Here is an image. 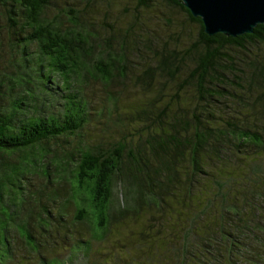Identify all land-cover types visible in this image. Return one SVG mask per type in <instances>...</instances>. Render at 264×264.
<instances>
[{"label": "trees", "instance_id": "obj_1", "mask_svg": "<svg viewBox=\"0 0 264 264\" xmlns=\"http://www.w3.org/2000/svg\"><path fill=\"white\" fill-rule=\"evenodd\" d=\"M18 1L28 9L30 19L41 25L39 16L53 0ZM156 2L172 12L178 11L179 19L176 25L173 20L158 17V31H163L160 33L165 35L166 43L154 42L146 53L149 58L139 64L136 57L146 47L137 38L152 31V25L145 21L150 16L130 18L128 12L140 7L147 13L155 12ZM74 3L72 12L77 19L69 44L58 49L52 41L58 33L50 27L46 28L49 34L43 32V27L37 32L27 31V20L13 3L0 12V36L12 39L15 49L11 55L19 65L37 44L35 52L40 58L51 53L61 60L70 52L68 56L75 62L87 60L90 65L86 61L81 64L86 69L91 66L92 72L85 85L65 94L62 109L50 114L52 111L48 113L44 107L49 102L29 104L26 88L21 92L14 88L17 75L0 69V150L28 148L43 139L69 135L84 127L93 120L86 110L95 95L94 84L102 82L113 63L127 57L112 76L117 71H131L125 75L136 76L147 85L155 102L127 115L122 113L121 121L138 123L135 131L145 128L156 168L153 173L143 172L149 187L128 189L114 181L115 174L121 171L122 146L107 155L82 148L75 180L83 191L81 198L91 210L77 201L75 182V199L85 208L76 218L93 224L95 240L108 249L114 264H134L138 261L136 254L145 258L141 264H264V211L259 214L250 210L254 202L264 198V173L260 171L264 157L255 151L243 154L246 140L255 143L264 155V23L237 36L223 32L210 35L202 17L195 16L182 0H128L127 5L126 0H115L112 5L85 0V7L78 1ZM192 21L201 25L197 37L190 29ZM114 30L125 40L122 56L105 60L112 53L111 47L102 45L103 33ZM93 40L103 46V53L92 61L90 54L79 49L92 51ZM36 73L42 75L39 68ZM246 74L251 76L247 78ZM16 83L22 85V79H16ZM71 84H75L73 79ZM54 87L59 91L51 95L60 93L61 87ZM245 88L251 94L252 110L241 117L237 99ZM20 103L28 106L20 110ZM174 103L180 111L173 107ZM110 121L117 122L112 116ZM7 190L5 183L0 185V195ZM151 216L169 230L163 238L164 253L158 258L151 249L154 238L150 222L146 221ZM0 221L6 227L1 208ZM139 222H143L140 233L147 237L134 240L131 224ZM119 227L123 241L117 237ZM7 230L17 246L4 264H17L37 249L33 244L37 239L30 229L21 228V234Z\"/></svg>", "mask_w": 264, "mask_h": 264}, {"label": "rangeland", "instance_id": "obj_2", "mask_svg": "<svg viewBox=\"0 0 264 264\" xmlns=\"http://www.w3.org/2000/svg\"><path fill=\"white\" fill-rule=\"evenodd\" d=\"M74 1H78L84 7L87 6L85 0H53L48 8H43L39 16L41 25L30 19L28 9L18 0H0V12H4L3 9L8 3H13L19 15L27 20L25 28L27 31L37 32L43 27V32L49 34L46 28L50 27L52 31L58 33L56 38L52 39L58 49L62 48L64 44H69L70 32L77 19L74 18L72 12ZM102 1L109 5L115 2V0ZM127 4L128 0H126ZM154 8L155 12L149 13L142 7L130 9L128 12L130 18L131 16H141V18L150 16L145 21L152 25V31L137 38L146 47L145 52L136 57V62L139 64L149 58L146 57V53L154 42L161 40L166 43L165 35L160 33L163 31H158V22H160L158 17L164 21L173 20L172 23L176 25L179 19L178 11L172 12L168 7L160 5L159 2H156ZM118 10L119 8H116L115 12L117 13ZM200 27L198 22L190 25V29L196 37ZM5 37L6 39L0 36L1 71L10 70L17 75L14 88L17 92L26 88L27 97L25 99L29 100V104L33 101L42 103V100L49 102L44 107L47 108L48 113L52 111L50 114L57 113L62 109L63 97L68 91L76 86L85 85L92 76V72L89 71L91 66L86 69L81 64V61L88 62L87 60L75 62L71 56H68L70 52L63 54L61 60L56 59L51 53L40 58L35 52L37 44L32 45L28 56L19 65L16 62L18 59H14L11 55L15 49L13 41L8 36ZM124 41L117 30H114L113 33H103L102 45L111 47L112 53L106 55L105 60L122 56ZM92 43V51L85 48L79 50L90 54L93 61V59L101 57L103 46L97 45L94 40ZM169 44L176 46L175 42L169 41ZM61 53H63L62 50ZM73 57L74 60L77 59V56ZM127 59L126 57L125 60L113 63L103 80L109 79L118 66L124 64ZM87 65L90 63L88 62ZM37 68L41 70L42 75H37ZM126 73L132 72L127 71ZM125 74H120L117 71L108 81L102 80L99 84H94L95 95L86 110L89 111L93 120L84 127L69 135L43 139L28 148H17L13 151L0 150V185L5 183L8 186V190L0 195V208L7 221L6 227L19 233L21 228H28L34 232L39 241L33 240L37 249L17 264H114L108 249L105 246H100L95 240L93 224L88 219L79 220L76 218L81 209H85L81 205L87 206L90 210L91 207L81 198L83 191L78 187L75 177L81 160L82 148L107 155L122 146L121 171L115 174L114 181L128 189L149 187L145 184L143 172L153 173L156 168L146 140L149 135L145 128L142 131H135L134 127L138 126V123L122 122L121 115L122 113L127 115L132 110L152 105L155 102L154 93L149 92L150 88L147 85L136 80V76ZM246 76L248 78L251 75L246 74ZM20 78L22 85L16 83V79ZM39 78L45 79L47 82L41 83ZM80 78L83 80L78 83ZM71 79L75 81L74 85L71 84ZM48 82L61 87L60 93L51 95L58 92L59 89H56L53 84L49 85ZM29 87L32 90H29ZM250 95L249 88L239 92L237 113L241 117L252 110ZM27 106L22 103L17 104V108L20 110ZM173 107L180 111L177 103H174ZM110 116L116 118L117 122L112 123ZM243 141V148H245L243 154L255 151L264 157L255 143ZM228 168L229 166H227ZM260 171L264 173L263 166ZM75 182L77 185L76 199L81 205L75 199ZM250 210L253 213L261 214V211H264V198L254 202ZM88 215L92 216L91 213ZM146 221L150 222V235L154 238L151 249L156 252V258H158L164 253L163 238L168 235L169 230L167 226L161 225L155 216L147 217ZM142 223L131 224L135 230L132 239L139 240V238L147 237L140 233L143 228ZM6 227L0 221V264L5 263L6 257L17 246L15 237ZM118 231L117 237L123 241L121 227L118 228ZM21 232L27 236L29 234L25 230H21ZM137 245L139 243H136ZM90 247L91 251H89ZM136 257L138 261L134 264H141L145 261L143 255L136 254Z\"/></svg>", "mask_w": 264, "mask_h": 264}, {"label": "water", "instance_id": "obj_3", "mask_svg": "<svg viewBox=\"0 0 264 264\" xmlns=\"http://www.w3.org/2000/svg\"><path fill=\"white\" fill-rule=\"evenodd\" d=\"M195 16H200L205 31L237 36L254 31L264 23V0H182Z\"/></svg>", "mask_w": 264, "mask_h": 264}]
</instances>
